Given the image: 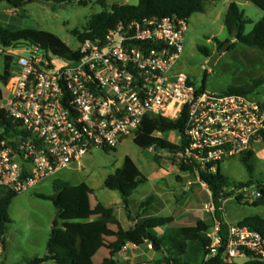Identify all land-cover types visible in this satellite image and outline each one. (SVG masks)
I'll list each match as a JSON object with an SVG mask.
<instances>
[{
  "label": "built area",
  "instance_id": "2783aa9c",
  "mask_svg": "<svg viewBox=\"0 0 264 264\" xmlns=\"http://www.w3.org/2000/svg\"><path fill=\"white\" fill-rule=\"evenodd\" d=\"M188 29L189 19L179 17L120 22L103 39L82 43L76 60L39 47L26 54L10 48L7 55L15 61L11 78L2 84L0 108L17 134L0 138V188L27 192L93 149H117L126 138L136 137L148 114L172 120L186 115L184 131L174 132L180 138V149L172 152L178 165L215 172L226 159L254 152L263 141L264 102L198 89L179 71ZM148 151L154 153L156 147ZM199 168L194 174L200 180ZM241 193L262 197L257 188ZM204 209L215 217L213 201ZM221 233L215 217L202 264H211L221 248L220 264L249 259L248 252L264 258L260 233L238 225H230L226 238ZM148 248L155 246L148 243Z\"/></svg>",
  "mask_w": 264,
  "mask_h": 264
},
{
  "label": "rangeland",
  "instance_id": "374dc122",
  "mask_svg": "<svg viewBox=\"0 0 264 264\" xmlns=\"http://www.w3.org/2000/svg\"><path fill=\"white\" fill-rule=\"evenodd\" d=\"M139 1L88 0L87 6H80L77 3L53 5L43 0H36L25 4L20 9L1 3L0 25L10 30L30 28L51 32L77 51L82 44L79 37L85 33L86 26L93 15L104 10L111 11L116 5L138 6ZM231 3L238 4L246 17L252 21L246 26V34L250 33L254 25L264 16L260 8L247 0H208L205 12L195 14L189 19L184 53L177 69L188 74L198 89L225 93L232 87L245 86L264 75V56L259 48L237 43L231 49L233 39L224 26L225 16ZM226 43L230 45L226 52H222V49L226 48ZM37 47L44 53L50 52L42 44L27 41L21 42L14 49H17L19 54H26ZM201 47L207 48L212 53V57L207 58L202 54L199 50ZM9 50L0 45L2 70L4 56L9 53ZM217 53H220V57L213 67H209L211 59ZM205 77L206 82H204ZM250 95L264 102V86ZM163 138L176 146L180 144L179 135L176 133L165 134ZM133 139V137L126 138L116 151L93 149L78 163L40 182L29 191L19 193L13 199L10 208L12 224L3 239L5 246L0 244V263L6 261L7 264H24L34 257H43L50 252L48 245L51 238H54L56 247L65 257H67V243L72 244L83 257L87 253L92 254L93 248L90 246L87 249V240L81 235V229L84 224L95 221L97 218L98 214L94 210L96 201L106 207L115 208L116 216L123 220L126 209L123 204H118L122 202V196L119 192L107 189L105 183L111 174L123 166L127 156L133 159L148 179V182L140 186L130 198V210L133 216H137L140 212V204L143 201L159 194V189L165 188L164 192H168L165 203L158 202L154 207L155 211L161 213L159 216L173 214L176 218L179 217L177 227L192 226L198 221H203L211 231L215 217L204 209L206 204L212 202L207 185L199 180L197 174L180 172L177 158L172 152L160 150L151 153L138 147ZM253 153L254 157L250 162L253 167L252 172L247 170L241 156L226 159L221 167L222 173L232 182V186L226 191L233 196L223 205L224 217L229 223L238 222L253 215L264 218V205L254 206L258 200L247 198L236 187L240 183H253L251 187H248L252 189H258L260 184L264 185V141L255 146ZM56 182L69 185V188L59 193L55 189ZM197 184L199 185L196 186ZM39 195L47 197L57 195L61 201L69 198V201L79 202L83 211L59 212L51 200L41 199ZM240 195H243L242 202L236 200V197ZM67 223L75 226L67 228L65 226ZM106 239L105 236V242ZM153 251L156 250H150L148 245H145L137 249L132 248L130 255L135 256L133 262L137 263L142 253L148 257L149 252ZM108 256L105 243L100 247L94 262L98 264ZM118 259L120 264H127L120 256ZM248 260L243 257L235 259L237 264H244ZM44 264L55 263L49 261Z\"/></svg>",
  "mask_w": 264,
  "mask_h": 264
},
{
  "label": "trees",
  "instance_id": "16d2710c",
  "mask_svg": "<svg viewBox=\"0 0 264 264\" xmlns=\"http://www.w3.org/2000/svg\"><path fill=\"white\" fill-rule=\"evenodd\" d=\"M36 0H0L1 3L20 9L25 4L32 3ZM53 5H66L77 3L80 6H87L88 0H43ZM208 0H140L138 6L131 5H116L111 11L104 10L99 14L93 15L87 26L86 31L82 34L80 42L86 40L103 39L110 29L116 27L120 22H131L133 20L143 19L146 17H179L190 19L193 15L204 13L205 5ZM255 4L264 13V0H247ZM245 13L241 10L238 4L231 3L228 7L227 14L224 20V26L228 34L235 42L231 44V49L237 43H241L248 47L259 48L264 56V16L257 22L252 31L245 33L246 26L251 24ZM27 41L42 44L46 46L50 52L63 59L76 60L79 58V51L73 50L63 40L55 34L48 31H37L35 29H20L10 30L0 25V45L4 49L15 48L21 42ZM200 52L207 58L212 57V53L207 48H199ZM15 58L10 55L4 56V69L0 68V83L6 84L12 76L13 65ZM206 77L204 82H206ZM264 86V75L254 79L252 82L241 87H232L228 90L232 94L250 95L255 93L260 87ZM3 98V91L0 86V100ZM186 124V115L183 114L176 120L168 119L155 114H148L143 120V123L133 139L134 143L148 150L155 146L156 151L179 150L180 147L172 144L163 138V135L184 131ZM0 128L4 129V133L0 136L1 139L13 138L17 131L8 117L7 112L0 108ZM264 141V132H263ZM116 151L117 149H113ZM254 157L253 152L241 155V160L249 172L253 171L250 164ZM182 173H194L198 166L194 167L182 162L179 166ZM199 176L201 182L207 185L211 192L212 201L215 206V217L221 223V236L226 238L229 232L230 224L225 220L223 205L224 202L233 196L232 193H227V188L232 186L231 180L226 177L219 167L215 172L210 170H202L199 168ZM148 179L142 174L136 163L130 157H126L121 168L111 174L106 180L105 186L111 191L119 192L122 196L125 208L130 212V198L140 186L144 185ZM253 183H240L236 187L238 190L251 187ZM69 188L61 182L55 183L57 192H65ZM258 189L262 192V197L254 203V206L260 207L264 205V185H259ZM19 193L9 189L0 188V244L5 246L4 237L12 224L10 217V208L13 199ZM41 199L51 200L59 212L62 211H83L79 202H72L68 199L61 201L54 197L43 195L38 196ZM238 202L243 201V195L236 197ZM153 198L149 197L146 201L140 204V211L146 210L152 204ZM95 212L98 214L96 222L105 230V236L108 238L114 237L115 240L107 245L109 256L98 264H119L116 260V255L128 244H133L138 247L153 243L155 246L161 247L160 253L164 255L159 264H202L207 254V249L211 244V240L207 233L210 227L203 221H198L192 226H173V217H152L148 218L135 225L130 230H125L121 226L115 215L113 207H106L102 203L96 201L94 206ZM240 227H248L249 229L260 233L264 238V218L259 215H253L242 219L237 224ZM67 228H73L75 225L66 224ZM82 228V226H81ZM164 229V233L157 237L153 231ZM81 235L86 240L99 242V232L94 223H86L81 229ZM50 252L43 257H34L27 260L24 264H44L53 261L55 264H97L93 260L85 258L79 254L77 249L67 243V257L63 256L55 245L54 238L49 242ZM156 250V247H155ZM224 249H220V254L211 262V264H220L222 262V253ZM249 260L244 264H264V258H258L253 253L248 252Z\"/></svg>",
  "mask_w": 264,
  "mask_h": 264
},
{
  "label": "crops",
  "instance_id": "0c3cea01",
  "mask_svg": "<svg viewBox=\"0 0 264 264\" xmlns=\"http://www.w3.org/2000/svg\"><path fill=\"white\" fill-rule=\"evenodd\" d=\"M233 42H235V40H233ZM0 86L2 88V84L1 83H0ZM185 189L187 190V186H185ZM164 191H165V188H161V189H159V194H157L155 196H151L153 198L152 204L146 210L140 211L137 214V216H133L131 214V210L129 212L126 208H125L126 209V214L123 216V220H120L118 218V216H116L117 219H118V221L120 222L121 226L123 227V229L130 230V229L134 228L136 224H138V223H140V222H142V221H144V220H146L148 218H152V217H162V216H159L161 213H158V211H155V208L154 207H155L156 203H158V202L165 203V199L168 196L167 195L168 192L165 193ZM209 193H210V196H211V192L210 191H209ZM118 204H121L122 205L123 204V200H122V202H118ZM123 206H124V204H123ZM130 206H131V201H130ZM120 207H122V206H120ZM115 215H116V209H115ZM163 217H173L174 218L173 225L178 226L177 225L178 224L177 222H178V218L179 217L176 218L173 214H171L169 216H163ZM96 219H95V221H90V223H94L95 226H96V228L98 229V232L100 234L99 235V242L98 243H94L93 241L87 240V245H86L87 246V249L90 248V246H91V248H93L92 249L93 253L92 254H88L86 252L87 254L85 256V258L91 259L93 261H94L95 257L97 256L98 252L100 251V247L103 244L106 243V245H110L115 240L114 237H110V238L109 237L108 238L106 237L107 239H106V242H105V230L103 228H101L97 224ZM241 220H239L238 222H240ZM238 222H234V223H231L230 222L231 224L229 222L228 223L230 225H237ZM164 231H165L164 229H157V230H154L153 233L157 237H160L164 233ZM95 245H99V246H96L95 247ZM127 246H128V249L127 250H124L123 249L119 254L116 255V260L119 262V264H120V260L118 259V256H120L122 258V261L124 263H127V264H159L161 262L162 258L164 257V255L162 253H160V251H157L156 250V251H153L152 253L149 252L148 257L146 256V254L142 253L140 255V261L137 262V263H135V261L133 262L135 256L134 255H130V253H132V248H134V245L128 243ZM137 248H135V249H137ZM2 263L7 264L6 261L1 262L0 264H2Z\"/></svg>",
  "mask_w": 264,
  "mask_h": 264
},
{
  "label": "water",
  "instance_id": "95a60500",
  "mask_svg": "<svg viewBox=\"0 0 264 264\" xmlns=\"http://www.w3.org/2000/svg\"><path fill=\"white\" fill-rule=\"evenodd\" d=\"M226 45V48L224 47L223 49H222V52H226L227 51V48L229 47V43H226L225 44ZM220 57V53H217L212 59H211V62L209 63V67H213V65H214V63L217 61V59ZM171 152H173V151H171ZM199 184H197L196 186H198ZM155 246V245H154ZM156 247V250L157 251H161V247H159V246H155ZM2 264H4V263H2Z\"/></svg>",
  "mask_w": 264,
  "mask_h": 264
}]
</instances>
